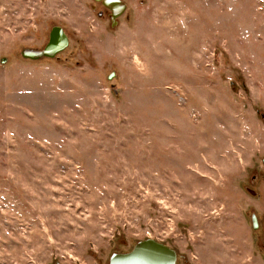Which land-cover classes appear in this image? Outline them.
Returning <instances> with one entry per match:
<instances>
[{
	"label": "rangeland",
	"instance_id": "obj_1",
	"mask_svg": "<svg viewBox=\"0 0 264 264\" xmlns=\"http://www.w3.org/2000/svg\"><path fill=\"white\" fill-rule=\"evenodd\" d=\"M122 1L0 0V264H264V0Z\"/></svg>",
	"mask_w": 264,
	"mask_h": 264
},
{
	"label": "water",
	"instance_id": "obj_2",
	"mask_svg": "<svg viewBox=\"0 0 264 264\" xmlns=\"http://www.w3.org/2000/svg\"><path fill=\"white\" fill-rule=\"evenodd\" d=\"M102 3L112 11V19L125 9L124 3L119 0H102ZM58 28V26L54 27L49 32V38L44 50L25 48L21 52L22 56L28 59H37L44 55L52 56L51 54L49 55L52 48L56 50L54 51L55 53L64 50L67 40L64 33L59 32ZM47 48L50 50H47ZM107 260V264H175L177 258L175 250L166 244L149 238L136 241L129 251L112 252Z\"/></svg>",
	"mask_w": 264,
	"mask_h": 264
},
{
	"label": "flooded vegetation",
	"instance_id": "obj_3",
	"mask_svg": "<svg viewBox=\"0 0 264 264\" xmlns=\"http://www.w3.org/2000/svg\"><path fill=\"white\" fill-rule=\"evenodd\" d=\"M95 3H97L99 6H101L102 7V9H100L99 11H97V13H96V16L97 17H101L103 14H105V16L107 17V19H108V21H109V24H110V26L111 27H115V25L118 23V18L120 17V15L123 13H120L118 16H115L114 17V19H112V11L107 7V6H105L104 5V3H102V0H93ZM119 1H121V2H123L122 0H119ZM124 3V2H123ZM124 5H125V8H126V4L124 3ZM92 8L94 7V6H91ZM124 11V10H123ZM58 26V25H57ZM57 26H54V27H57ZM54 27H52V28H54ZM59 27V26H58ZM52 28L50 29V31L52 30ZM59 30V32H61L62 34L64 33V35H65V37H66V40H67V44H68V39H67V35H66V33L65 32H63V30L61 29V27H59L58 28ZM49 31V32H50ZM50 34V33H49ZM48 41V40H47ZM47 41H46V43H44V45L42 46V48H40V49H38V50H44L45 48H46V44H47ZM67 46V45H66ZM67 48V47H66ZM65 48V49H66ZM53 49V50H52ZM51 50L49 49V48H47V50H50V52H49V55L51 54L52 56H55L56 54H58V52H60V51H58L57 53H55L54 51H56L54 48H52ZM64 49V50H65ZM23 50V49H22ZM22 50H21V52H22ZM63 51V50H62ZM21 56H22V54H21ZM45 56V55H44ZM43 56V57H44ZM47 56V55H46ZM23 57V56H22ZM43 57H40V58H43ZM24 58V57H23ZM26 59H28V58H26ZM38 59V58H37ZM252 220H253V223H254V225H257V221L252 217ZM263 238H264V224H263ZM176 252V251H175ZM178 255L179 254H177L176 253V258L178 257ZM178 259V258H177ZM177 261V260H176ZM54 264H57V263H54ZM176 264V263H175Z\"/></svg>",
	"mask_w": 264,
	"mask_h": 264
}]
</instances>
